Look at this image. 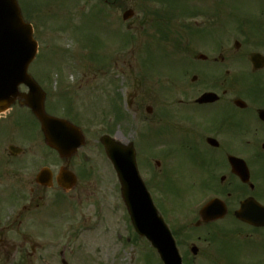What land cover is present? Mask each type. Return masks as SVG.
I'll use <instances>...</instances> for the list:
<instances>
[{"label":"flooded vegetation","instance_id":"obj_1","mask_svg":"<svg viewBox=\"0 0 264 264\" xmlns=\"http://www.w3.org/2000/svg\"><path fill=\"white\" fill-rule=\"evenodd\" d=\"M104 2L108 9L114 4V0ZM33 5L37 7L34 2ZM99 24L107 27L106 23ZM123 26L127 27L126 34L130 32L131 24L124 23ZM242 31L245 29H238L244 37L234 39L230 46L221 45L225 41H219L220 49L207 55L205 60H201L199 54L182 57L184 78L192 73L190 80L196 83L202 77V92L179 98L172 105L160 98L157 111L147 105L148 117L141 120V134L133 142L142 176L143 169L153 172L155 184L159 185L164 177L183 169L178 163L185 160L190 166L189 171L193 169L207 189V202L220 201L225 209L220 219L205 222L199 212H192L189 224L195 226V231L207 230L216 222H226L225 234L263 244L264 23H258L248 32ZM111 56L108 60L115 61ZM107 66L109 68L108 62ZM171 71L174 72L167 73L170 75L156 73L162 79L167 77L168 84L164 89L171 91L172 88L169 96L175 91V79L181 77L177 70ZM101 73L95 72L92 87L83 85L84 77L73 83L59 77V81L52 83L48 76L31 74L45 93V113L69 119L79 126L77 114L71 112L72 109L69 112L62 109L76 108L77 101L87 105L89 97H92V104L97 105L100 96L106 98L115 94V89L109 87L112 76L101 80L97 76ZM107 74L111 71L104 72ZM72 88L76 89L71 91ZM77 89L82 94L74 93ZM20 91L27 93L29 88L23 84ZM205 92L217 96L212 101L198 103V97ZM52 95H57L59 100L56 102ZM137 97L138 94L128 91L116 94L114 99L110 97L109 102L116 109H129L135 105ZM57 104H62L61 108L58 109ZM122 117L128 119L124 112ZM83 131L85 145L68 156H61L49 145L40 121L25 104L24 96H19L8 111L0 114V204L15 196L7 215L0 207V264H36L37 250L44 248L46 243L38 245L34 239L50 238L47 221L56 220L54 225H58L60 218L65 216L63 205L74 213V206L68 203L80 206L84 204V198L92 196L95 213L104 217L107 212L115 211L116 195L119 211L122 205L125 215L120 183L100 141L105 134H117L105 131L91 139L85 128ZM143 179L147 187H151L150 181L144 176ZM59 206L63 214L59 212ZM247 219L256 223L251 224L245 221ZM206 232L211 234L209 230ZM198 239H201L200 235ZM43 261L50 264L46 258ZM57 264L67 263L60 259Z\"/></svg>","mask_w":264,"mask_h":264},{"label":"rangeland","instance_id":"obj_2","mask_svg":"<svg viewBox=\"0 0 264 264\" xmlns=\"http://www.w3.org/2000/svg\"><path fill=\"white\" fill-rule=\"evenodd\" d=\"M18 1L25 18L35 25V38L40 42L39 56L31 71L42 74V77L48 76L52 83L59 81V77H64L62 80L66 79L68 83L84 77L85 87L88 84L92 87L95 72H102L97 74L101 80L112 76L109 87L115 89V94L112 93L111 98L128 91L138 94L132 108L120 109V113L124 112L128 117L127 120L117 121L120 115L114 104L109 102L110 97L100 96L97 105H93L92 97H89L87 105L77 101L76 108L68 106L62 109L67 112L72 109L71 112L77 114L79 123L91 139L111 131L124 141L138 140L141 120L148 117L147 105H152L157 111L160 98L172 105L179 98L197 96L202 92V77L196 83L190 80L192 73L184 78L183 56L194 57L199 53L210 55L220 49L216 44L218 40L225 41L221 45L230 46L234 39L244 37L238 32L237 25L242 24V29H245L242 32H248L259 22L264 23V15L261 14H264V0H115L110 9L104 0ZM173 3L177 5V10ZM129 8L136 13L127 22L131 27L126 34L127 27L123 26L122 15ZM196 9L200 12L187 15ZM99 23H106L107 27ZM188 24L205 32L193 35L185 28ZM161 27L167 33L166 38L162 37ZM179 42L183 47L177 50ZM150 55L152 58L145 65L144 60ZM110 56L115 61L108 60ZM166 68L177 70L181 76L175 79L177 84L172 96H169L172 88L171 91L164 89L168 84L167 77L162 79L156 74L170 75L167 73L174 72H167ZM108 70L111 74L104 75ZM50 71L51 74H47ZM72 72L74 75L70 76ZM78 92L77 89L74 93ZM52 98L56 102L59 100L57 95H52ZM61 106L57 104L58 109ZM178 166L183 169L175 171L172 177H164L159 185L155 184L153 172L143 169V176L150 181L151 189L164 207L171 227L177 230L186 264H264V243L225 234L226 222H216L207 230L202 228L195 231L194 225L189 224L192 217L190 209L207 197V191L193 169L189 171L190 166L185 160H180ZM111 193L114 198V193ZM14 198L12 196L0 204L5 215L14 205L11 202ZM117 200L115 195V211L107 212V218L104 216L101 219L95 214L92 196L84 198V204L80 206L68 203L74 206V213L70 207L63 205L62 211L59 206V212H65L66 216L60 218L58 225H54V222H58L56 220L47 221L46 230L50 238L34 239L38 245L47 240L45 247L37 250L36 264H44V258L50 264H57L61 252L71 264H162L149 242L130 233L128 222L117 217L123 215V207L119 200L120 212ZM242 229L246 230L245 227ZM208 230L211 231L210 235L206 232ZM118 231L122 232L121 239L118 238ZM76 232L81 234L75 236ZM198 235L201 236L200 240ZM64 244L68 248H63ZM194 245L199 249L197 255L191 253ZM69 247L75 250L74 255Z\"/></svg>","mask_w":264,"mask_h":264},{"label":"water","instance_id":"obj_3","mask_svg":"<svg viewBox=\"0 0 264 264\" xmlns=\"http://www.w3.org/2000/svg\"><path fill=\"white\" fill-rule=\"evenodd\" d=\"M133 13V10H128L124 18H130ZM36 52L37 42L33 38V29L23 21L17 1L0 0V112L15 100L19 94V85L23 82L28 84L31 91L27 103L46 127L50 144L62 153L67 147L74 149L80 145V132L67 121L44 114L43 93L28 74L29 64L35 58ZM208 96L210 95H205L201 101L210 99L213 95ZM103 142L119 173L123 197L136 229L148 237L162 256L176 258L177 251L171 235L153 212L151 201L139 178L132 145L126 147L109 137H104ZM210 210H203L204 217L212 216L217 211Z\"/></svg>","mask_w":264,"mask_h":264}]
</instances>
